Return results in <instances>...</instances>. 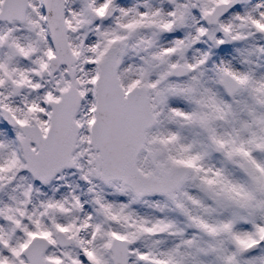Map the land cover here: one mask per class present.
Masks as SVG:
<instances>
[{
  "label": "snow or ice",
  "instance_id": "1",
  "mask_svg": "<svg viewBox=\"0 0 264 264\" xmlns=\"http://www.w3.org/2000/svg\"><path fill=\"white\" fill-rule=\"evenodd\" d=\"M0 264H264V0H0Z\"/></svg>",
  "mask_w": 264,
  "mask_h": 264
}]
</instances>
